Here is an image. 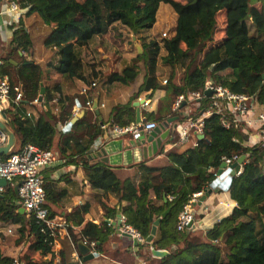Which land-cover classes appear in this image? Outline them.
I'll return each instance as SVG.
<instances>
[{"label":"trees","instance_id":"16d2710c","mask_svg":"<svg viewBox=\"0 0 264 264\" xmlns=\"http://www.w3.org/2000/svg\"><path fill=\"white\" fill-rule=\"evenodd\" d=\"M14 1L20 7V19L11 24V49L0 59V76H7L11 85L23 92L22 101L4 111L3 122L16 139L11 154L20 153L26 145L43 151L55 148L66 164H80L90 188L99 192L97 207L104 220L115 218L119 210L125 223L144 240L152 222L169 210L157 226L152 242L137 246L141 259H155L157 264H264V141L262 145H247L248 136L234 127L231 115L223 108L217 114L210 97L202 93L204 86L212 83L252 98L256 109L264 107V0ZM161 3L169 5L176 15L174 32L160 42L145 41L141 35L155 26ZM22 18L28 21L29 28ZM37 22L46 31L43 46L54 50L57 58L47 68L68 80L83 82L90 87L89 91L63 95L50 73L45 74L44 65L34 61V43H38L30 26L34 28ZM118 29L125 30L132 42L142 41L141 53L136 52L132 66L106 75L98 64H92L86 72L81 51L97 38L109 39L114 45L120 37L115 33ZM159 58L169 68L165 85L158 79ZM116 85L134 91L125 101L114 104L105 118L100 109L101 92L110 93ZM42 88L40 105L34 106L32 102ZM159 89L164 90V96L155 114L144 115V122L158 124L178 117V122L185 123L207 110L213 112L204 119L197 146L179 151L177 136L173 134L169 143L173 147L165 153L161 148L157 153H164L168 164L151 167L142 162L143 177L138 184L130 179L121 182L107 166L90 163L88 155L103 133L102 126L135 124L133 103L140 94L151 98ZM194 92L202 93L201 100L194 102L198 105L194 113L178 116L171 110L178 96ZM93 101L97 102L98 115L92 109ZM87 102L91 103L90 108ZM77 106V120L63 130L74 118L73 109ZM222 119L229 124L228 129L222 126ZM85 139L87 144L83 145ZM233 156L245 158L241 175L232 179L228 190L236 207L206 231L204 240L191 239L187 231L178 232L177 216L183 207L193 194L208 191L222 166L221 159ZM0 157L6 159L8 155ZM42 177L45 207L52 219L50 203L64 191L57 187L58 180H51L46 174ZM110 195L116 198V204L109 202ZM18 202L15 187L6 185L0 193V264H12L15 259L19 264H54L56 231L52 235L53 231L42 222L20 214ZM89 209L90 200L72 209L67 218L79 228V234L75 236L70 228L67 232L75 250L79 242L85 241L87 246L94 243V252L100 253L114 229L106 222L98 226L85 222ZM7 237L13 238L16 246L24 247L15 259L1 251ZM59 240L62 248L57 264H72L68 240ZM150 250L165 251L167 255L153 258ZM48 256L51 260L44 263Z\"/></svg>","mask_w":264,"mask_h":264},{"label":"crops","instance_id":"0c3cea01","mask_svg":"<svg viewBox=\"0 0 264 264\" xmlns=\"http://www.w3.org/2000/svg\"><path fill=\"white\" fill-rule=\"evenodd\" d=\"M5 10V6L1 5L0 3V52L3 53V56L10 52L12 40V30L10 26L11 24H14L13 22H15V16L13 14L5 12ZM22 20L24 26L26 28H29L28 21L25 18H22ZM53 52L54 50L48 49L44 47L43 44H41L39 50L36 52L34 51V58L36 60V63L44 65L45 74L50 73V78L59 84L62 94H82L83 90H86V92L89 91L90 87L85 85L83 82L79 80H68L65 77L56 75L49 68H47V64L49 62H54L57 59L56 57L55 59H52L54 58ZM1 57L2 56L0 55V59ZM91 64H94V62ZM160 64L161 65H157L158 79L160 82H162L163 80H167L166 77H168L169 68L163 65L162 62ZM98 69L104 74L109 71L108 69L100 67ZM85 71H89V66L85 69ZM132 91L134 90L122 88L119 85L113 87L110 93H106V91L102 90L100 109L102 110L103 116L106 118L110 111L109 109L114 104L125 101ZM163 96V89L155 91L151 98H149L146 93L140 94L137 101H141V105L139 106V117L141 121L145 120V114L156 113L158 109V103L163 98ZM146 101L148 102V106H144V103ZM94 102L96 101H93V103ZM182 112L183 114L185 113L184 115L191 113L189 105H183ZM176 124L177 128L178 126L182 125L180 122H178V120L176 121ZM107 128L109 130L105 131V133L107 134L101 143L105 146L113 145L116 149V153L109 156L110 162H108L107 164L102 163L100 159L88 160L93 164L101 163L102 165L107 166L108 168L113 170L117 179L121 182L125 181L126 179H130L134 184H138L143 177V171L140 169V164L142 162H144L146 166L151 167H163L168 164L167 158L165 157L164 153L171 149V147H173L171 144H169L171 140L166 139L162 142V149H164L163 154L156 155L152 158L144 160L141 148L134 147V143L136 142L132 140L130 135L115 138L112 137L109 132L111 126L109 125L107 126ZM173 134L171 135V138ZM191 143L184 146H179V151L185 149H181V147L191 146ZM82 144L86 145L87 140H83ZM100 144L99 147L102 146ZM95 150H93V152ZM119 150H121V152H119ZM52 152L54 155L53 163L43 172L42 175L44 176L46 174V176H48L51 180H58L57 187L64 191V194L62 196L57 197L54 202L50 203V207L52 209V212L54 213L53 221L58 225L66 226V229L60 228L56 232H59V235L57 234V237L59 239L65 237L71 246L72 251L70 253V262L72 264H141L142 262L157 264V261L155 259H141L138 253V245L134 246L131 239L122 236L118 232V217L121 215L119 214V210L117 211V215L115 218L104 220L101 211L97 207L99 192L92 190L88 185L84 176L82 166L80 164L77 166L66 164V160L62 159V157L57 154L55 148ZM117 152H119V154L123 153V157H121V155L119 157ZM108 199L111 204L117 203L116 198L111 195L108 197ZM229 199L230 197L227 192L224 193L217 191L209 195V197H207L204 202L200 203L198 200L197 203L192 206V212L196 221L195 230L191 232L192 234H194L193 236H198L199 232H202L204 236L206 231L211 229V227L215 223H217V221H220L221 219L229 215L222 212V209L219 206L220 202H226ZM85 200H90L89 212L84 217L85 222L93 223L96 226H98L101 222H106L113 227L114 231L109 240L102 247L101 252L96 253L98 256L94 257L92 260L86 263H83L82 256L79 254L78 249H74L71 238L67 232V229L70 228L74 235L78 237L79 228H77V226H73L72 222L69 221L67 217L72 212V209L81 206L85 202ZM58 238H56V240L54 241L53 246L54 264H57L60 261L59 251L61 250L62 246ZM79 244H82V242H79L77 246ZM23 249L24 247L22 245L16 246L13 238L11 237H7L1 244V251L3 255L13 259H15L23 251ZM50 260L51 257L48 256L43 259V262L47 263Z\"/></svg>","mask_w":264,"mask_h":264},{"label":"built area","instance_id":"2783aa9c","mask_svg":"<svg viewBox=\"0 0 264 264\" xmlns=\"http://www.w3.org/2000/svg\"><path fill=\"white\" fill-rule=\"evenodd\" d=\"M0 3L5 6V12L13 14L15 16V21H19L20 7L16 1L0 0ZM161 37L167 38L168 33H162ZM2 64L3 62L0 60V66H2ZM161 83L165 85L166 80H163ZM205 92L211 93V107L215 109L216 113H222L223 108L231 115L234 127L241 129V132L248 136L247 145H262L264 141V111H258L256 109L252 98L244 95H236L228 89L220 85H213L212 83H207L204 86L202 93L204 94ZM84 93H86V90L82 91V94ZM202 93L194 92L188 94L186 97L184 95L178 96L173 103L172 111L177 113L178 116L184 115L185 113L183 114L182 112L183 105H190L200 101ZM22 99L23 92L20 87L12 86L7 76H0V116L2 113L4 114V111L8 109L11 104L17 106ZM32 104L39 107L40 101L37 98ZM195 105L196 107L198 106L197 104ZM86 106L90 108L91 103L87 102ZM144 106H148L147 101L144 103ZM79 112L80 108L78 106L75 107L73 109V117H77ZM212 113L211 110H207L196 120L189 119L185 123H181L182 125L178 126V128L176 127L174 134L177 136V145L184 146L192 141L191 146L196 147L197 141L202 135L204 119L209 117ZM221 124L228 129L229 124L223 121V119ZM156 126L157 124L154 122L141 121L139 124H131L127 127L111 126L109 132L112 137L115 138L130 135L133 141H138L143 135H147L156 128ZM66 127L67 125L63 126L62 129L67 130ZM102 129L103 133L93 144V150L97 148V146L99 147V144L106 137L107 133H105V131L109 130L107 126H102ZM249 131L253 132V134ZM5 142L6 135L0 130V147L3 146ZM100 145H102V143ZM53 156L52 151H43L32 145H26L20 153H10L6 159L0 157V179L5 180L6 185H13L15 187L19 200L18 203L21 205V208L24 209L25 215L32 216L37 221L42 222L49 230L53 231L52 235H55L54 231L60 228L66 229V226L58 225L53 221V218H50L49 211L45 207V192L43 189L44 182L42 177V171L49 168L53 163ZM239 159L240 158L233 156L232 158H222L221 161L222 165L229 167L237 163ZM244 162L245 158H243L242 163L239 164V169L234 174V177L241 175ZM216 178H218L217 172L214 175V179ZM224 179L222 181H224ZM3 189V187H0V193L3 192ZM217 191L222 192L221 190ZM202 195L203 193L193 194L188 203L183 207V210L178 214L176 222V230L178 232H192L195 230L196 221L192 212V206L197 203ZM168 198L172 200V197ZM219 206L222 212L230 214L236 207V203L229 199L226 202H220ZM118 222L120 224L117 230L121 235H128L129 239L135 241L137 245L145 243L140 233L125 223V219L122 215L118 217ZM218 222L219 221H217V223ZM57 234L59 235V232ZM82 244L87 246L85 241H82ZM87 247L90 249L91 253H94V243H90ZM12 264H19V262L15 259ZM141 264L151 263L142 262Z\"/></svg>","mask_w":264,"mask_h":264},{"label":"water","instance_id":"95a60500","mask_svg":"<svg viewBox=\"0 0 264 264\" xmlns=\"http://www.w3.org/2000/svg\"><path fill=\"white\" fill-rule=\"evenodd\" d=\"M138 51L140 53L139 48H138ZM43 94H44V89L42 88L40 90L39 97H38V100L40 102L42 100ZM204 95L206 97H210L211 93L205 92ZM140 105H141V101H137L133 103V107L136 109L135 124H139L141 122L140 117H139V106ZM92 109L94 110L95 114L98 115V109H97L96 102L93 103ZM5 118H6L5 114L2 113L0 116V130L6 135V142L3 146L0 147V156L10 154L16 144V139H15L13 132L3 122ZM76 120H77L76 117L73 118L71 122L67 125L66 129H68L71 126V124L74 123ZM177 120H178V117H171L167 119L166 121L157 124L156 128L150 131L146 136H143L140 140L135 141L136 143H134L135 144L134 147L141 148L142 156L144 160L152 158L155 155H157L159 150L162 148L163 141H165L166 139L171 140V135L173 134L177 126L176 124ZM95 149H94L95 150L94 152L92 151L88 155V159L89 160L100 159V161L104 164H107L108 162H110L109 156L114 155L116 153V149L114 148L113 145L112 146L102 145L101 147H97ZM119 152H121V150H119ZM119 152H117L119 157L120 155L121 157H123V153L119 154ZM243 158L244 157L240 158L239 161H237V163L229 167H225L224 165L220 167V169L217 171L218 178L214 179L211 182L208 191L205 192L199 198L200 203L204 202L206 198L209 197V195H211L213 192H217V190H221L222 192H228L231 181L234 177V174L238 171L239 164L242 163ZM223 179L224 181H222ZM0 187H3V188L6 187L5 180L0 179ZM168 211L169 210L164 211L160 218L152 222L150 233L148 237L145 239L146 244H150L152 242L156 234L157 226L159 225L161 219L166 217V215L168 214ZM19 213L24 215V209L21 208L19 210ZM119 224L120 223L118 222L117 228L119 227ZM122 236L129 238V236L126 234H123ZM133 244L134 246L137 245L135 241H133ZM77 249H78L79 254L82 256L83 263H86L92 260L94 257L98 256L96 253L95 254L91 253L90 249L83 244H79L77 246ZM150 255L153 258H162L167 255V252L150 250Z\"/></svg>","mask_w":264,"mask_h":264},{"label":"rangeland","instance_id":"374dc122","mask_svg":"<svg viewBox=\"0 0 264 264\" xmlns=\"http://www.w3.org/2000/svg\"><path fill=\"white\" fill-rule=\"evenodd\" d=\"M31 22H36L35 20H32ZM176 24V15L173 12V10L170 8L169 5L166 4H160L157 14H156V24L154 28L141 35V37L145 38V41L150 40H156L158 42L161 41L162 33H168L169 35H172L174 32ZM30 26L33 34V38L35 41H37L38 45L34 43L33 51H38L39 47L41 46L44 37L46 36V31L43 26H41L38 22L37 24H34ZM120 34V37L118 39H115L116 42L113 45L109 39H101L97 38L94 39L89 46L86 49H83L81 51V58L86 65L85 69L92 65L91 63L94 62V64H98L100 68L108 69L109 71L106 72V75L111 73H120L123 68L127 66H132V59L136 56V52L139 53L138 48L140 49V42H132V38L128 37L126 34L127 32L123 29H118V32H115ZM253 30L251 29V34H253ZM113 33H111V36ZM116 37V34H114ZM141 53V49H140ZM139 53V54H140ZM0 55L3 56V53L0 52ZM161 55H164V52H161ZM52 59H55V53L53 52ZM34 61L36 62L35 58ZM161 58H159L158 65H161ZM110 66V68H109ZM167 79V77H166ZM196 105L194 103L189 105V109L191 110V113H194L196 109ZM258 111H264V107H258ZM253 134V132H251ZM186 147H181L187 148ZM191 232L189 233V237L191 239H195L196 241L204 240V236L202 232H199L198 236H193Z\"/></svg>","mask_w":264,"mask_h":264}]
</instances>
